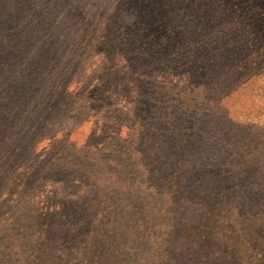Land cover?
I'll return each instance as SVG.
<instances>
[{
	"label": "rangeland",
	"instance_id": "374dc122",
	"mask_svg": "<svg viewBox=\"0 0 264 264\" xmlns=\"http://www.w3.org/2000/svg\"><path fill=\"white\" fill-rule=\"evenodd\" d=\"M246 1L0 0V264H74L70 217L79 242L137 224L169 131L199 162L248 160L233 258L264 264V14Z\"/></svg>",
	"mask_w": 264,
	"mask_h": 264
},
{
	"label": "trees",
	"instance_id": "16d2710c",
	"mask_svg": "<svg viewBox=\"0 0 264 264\" xmlns=\"http://www.w3.org/2000/svg\"><path fill=\"white\" fill-rule=\"evenodd\" d=\"M250 2H245L243 11L264 14V11L258 13L260 6ZM177 134L174 131L161 134L171 139L169 147L168 142L163 150L154 151L151 171L156 174L157 182L150 188L152 191L141 193L138 207L133 203L127 206V214H132L131 219L137 224L128 227L115 224L114 228L98 234L97 241L90 238L89 242H79V231L84 232L85 227L80 225L78 230V220L70 217L71 228L66 234L62 231L60 238L74 264L260 263L259 258L248 259L250 262L243 257L233 258L236 238H241L243 226L248 227V214L253 210L252 202L245 196L246 189L248 193L252 191L249 184L243 181L240 187L234 186L242 173L250 176L248 160L237 163L239 152L236 150L231 161L202 163L200 159L199 162L186 146L177 144ZM234 187L240 192L238 195L232 192ZM123 212H126L124 208L118 214ZM141 216L147 221L141 220ZM121 234L128 236L117 241ZM132 245L138 247L135 255L129 253ZM137 256L143 258L137 259Z\"/></svg>",
	"mask_w": 264,
	"mask_h": 264
}]
</instances>
